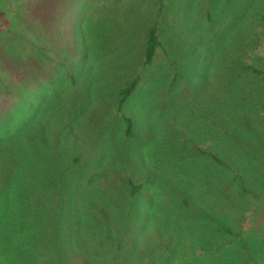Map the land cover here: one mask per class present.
I'll return each instance as SVG.
<instances>
[{"label":"rangeland","instance_id":"374dc122","mask_svg":"<svg viewBox=\"0 0 264 264\" xmlns=\"http://www.w3.org/2000/svg\"><path fill=\"white\" fill-rule=\"evenodd\" d=\"M97 1L0 0V79L10 83L21 68L27 77L46 75L64 58L79 76L42 119L44 126L51 122V138L61 136L67 155L65 165L56 162L68 178L66 205L38 227L13 231L1 261L57 264L66 251L69 264H264V45L246 57L263 73L235 75L224 87L227 66L256 31L264 0L167 1L163 41L169 56L146 70L144 86L126 104L135 120L130 138L116 100L139 66L144 12L132 16L127 34L107 45L96 63L74 50L82 42L76 22ZM220 142L231 147L222 154L228 166L193 156L196 145L215 150ZM29 144L24 138L21 150ZM31 152L30 160L37 159L35 148ZM43 160L26 162L21 171ZM52 169H41L39 192ZM124 174L152 175L154 185L130 202L111 187L117 189L115 180ZM179 199L187 201L186 211ZM161 208L167 219L161 214L159 228L147 227ZM54 232L61 236L49 241L50 249L34 251ZM147 233L153 236L149 245L141 240Z\"/></svg>","mask_w":264,"mask_h":264},{"label":"trees","instance_id":"16d2710c","mask_svg":"<svg viewBox=\"0 0 264 264\" xmlns=\"http://www.w3.org/2000/svg\"><path fill=\"white\" fill-rule=\"evenodd\" d=\"M167 1L116 0L112 5H108L107 0H99L89 7H84V15L79 16L80 20L76 22L79 28V40L82 42L74 50L75 55L83 54L85 58L90 56L97 63L99 60L94 58L98 57L101 54L100 52L106 50L107 45H110L118 37L123 38L127 34V30L133 24L132 16L136 17L140 9L144 12L146 27H144L145 37L138 56L139 66L127 81L120 86L116 100V111L121 122L125 125V136L128 138L133 135L135 120L126 113V104L144 86L147 76L146 70L160 56H169L163 41L164 20L169 11ZM127 5L130 6V9ZM252 8V6L248 7V9ZM252 12L251 14H253ZM248 14L249 11L246 12V15ZM55 24L53 23L52 27L56 26ZM262 45H264V13L256 24V31L240 44L238 50H236L235 58L228 64L225 79H229L230 82L225 84L224 87L235 81V75L259 76L263 73L261 69L257 68L254 63H250L246 58L247 53L256 54L258 48ZM218 52L219 50H216L214 54L216 55ZM49 62L50 60L46 63ZM64 69L65 72L62 71ZM17 71L18 74L13 76L10 83H7V80L0 79V264L6 263L3 260L1 261V257L11 250V242H8V240L13 231H18L20 228L25 230L24 227L26 228L27 225L29 228L30 226L38 227L45 221L52 220L56 215L55 211L60 213L66 205L67 197L65 194L68 178L65 176V172L56 165V162L61 160L65 165L67 155H64L62 149L61 136L51 138L46 129L51 122L49 121L44 126L42 119L52 111L50 105L53 106V110L56 109L58 106L57 100L62 95L65 85L77 86L79 79L75 69L70 66L68 58L61 60L51 71L49 69L46 75L39 72L37 77H27L26 70L23 71L21 68ZM49 72L50 76L48 77ZM174 85L175 81L173 80L170 89H173ZM223 111L224 109H222ZM59 113L60 109L53 113L50 119L60 118ZM24 138H27L30 144L28 148H24L22 151L21 145ZM38 142L40 144H37ZM222 144L223 142H220V147L216 148V151L196 145L193 156L210 159L225 167L227 163L222 154L230 152L231 147ZM34 148L37 159L30 160L33 153L31 150ZM235 148L239 151V146L235 145ZM231 154H237V152ZM40 156L42 160L44 159L42 163L29 166L27 171H21V168L27 165L26 162L38 163ZM80 161V157L74 159L75 163ZM39 168L46 170L54 168L52 171H48L54 175L48 177L49 181L43 185L40 192L37 190V187H41L37 183L42 173ZM151 185H154L152 175H149L146 179H134L131 175L124 174L118 175L115 180L114 186L117 189L111 187L114 191L125 195L126 199L131 202L145 194ZM33 190L35 192L34 203L31 202L32 193H30ZM176 202L180 203V210L186 211L187 201L179 199ZM17 203L21 205L19 206ZM35 203H40V207H35ZM111 203L115 205V202ZM14 210L19 212L18 215L13 216L14 213L11 212H14ZM41 211L48 214L41 217L39 216ZM165 212L167 211L161 208L156 214V220L153 217L152 221L145 225L149 227L151 224L159 228L161 222H158L161 214L163 219H167ZM35 215L39 217H35ZM30 218L32 219L31 222L29 221ZM33 229L35 228L33 227ZM54 234L55 232L50 235L51 239H45L34 247V251H39L40 246L50 249L49 241L56 240L61 236V233L59 235ZM151 237L153 236L150 233L144 234L141 238L142 243L149 245L152 242ZM68 254L65 251L62 260L57 264H69ZM232 256L236 259L242 258L238 253H232ZM215 262L213 263L215 264Z\"/></svg>","mask_w":264,"mask_h":264}]
</instances>
